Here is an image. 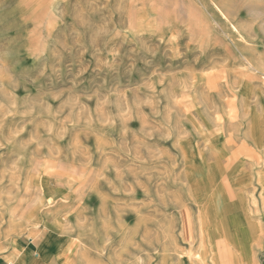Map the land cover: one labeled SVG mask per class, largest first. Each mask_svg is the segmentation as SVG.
Returning a JSON list of instances; mask_svg holds the SVG:
<instances>
[{
  "label": "rangeland",
  "instance_id": "374dc122",
  "mask_svg": "<svg viewBox=\"0 0 264 264\" xmlns=\"http://www.w3.org/2000/svg\"><path fill=\"white\" fill-rule=\"evenodd\" d=\"M264 264V0H0V252Z\"/></svg>",
  "mask_w": 264,
  "mask_h": 264
},
{
  "label": "crops",
  "instance_id": "0c3cea01",
  "mask_svg": "<svg viewBox=\"0 0 264 264\" xmlns=\"http://www.w3.org/2000/svg\"><path fill=\"white\" fill-rule=\"evenodd\" d=\"M53 245H56V242L52 236H48L38 245L31 239H18L0 252V264H58L60 256L46 252Z\"/></svg>",
  "mask_w": 264,
  "mask_h": 264
}]
</instances>
